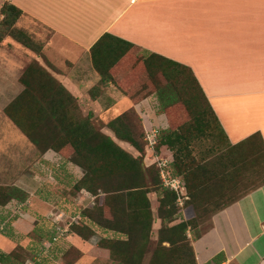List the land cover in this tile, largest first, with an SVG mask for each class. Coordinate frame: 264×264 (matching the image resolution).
Masks as SVG:
<instances>
[{"label": "crops", "instance_id": "1", "mask_svg": "<svg viewBox=\"0 0 264 264\" xmlns=\"http://www.w3.org/2000/svg\"><path fill=\"white\" fill-rule=\"evenodd\" d=\"M6 2L24 12L18 26L44 41V58L15 41L0 43V187L30 194L27 202H17L23 216L14 207L0 205V255L23 246L27 264L45 257L48 264H64L68 247L56 246L46 255L47 239L33 245L35 224L45 217L40 211L29 215L28 207L38 196L52 207L67 204L73 197L69 190L84 175L55 151L41 153L7 116L8 106L25 90L20 79L33 60L54 67L53 76L78 100V118L93 115L107 125L134 109L145 128L167 129L168 119L157 114L153 97L138 103L127 97L131 79L137 76L126 63L100 86L92 49L105 35L113 36L142 54L190 68L232 146L256 134L264 140V0H0V8ZM32 23L50 30L52 37L44 40ZM102 132L134 153L109 128ZM160 227L155 225V231ZM188 236L192 238L190 232ZM191 241L198 264H264V185L215 214L201 238ZM88 257L84 254L78 264H86Z\"/></svg>", "mask_w": 264, "mask_h": 264}, {"label": "trees", "instance_id": "2", "mask_svg": "<svg viewBox=\"0 0 264 264\" xmlns=\"http://www.w3.org/2000/svg\"><path fill=\"white\" fill-rule=\"evenodd\" d=\"M23 17L24 12L17 6L9 2L3 4L0 8V43L11 38L37 57H43L44 43H37L27 31L17 28ZM132 49L135 50L133 53ZM92 59L102 77L100 86L108 82L110 73L121 62L126 63L137 76L131 79L129 88L132 89H127V97L134 103L153 97L157 102V114L165 115L169 122L174 110L180 104L185 106L190 120L176 128L161 130L157 146L158 154L166 150L173 154L169 172L186 183L191 201L184 212L177 207L175 194L164 187L160 169L146 165V130L134 109L107 125L94 119L93 115L78 118V100L53 76L54 67L50 64L44 67L33 60L20 79L25 90L8 106L7 116L41 153L53 150L83 170V177L69 190L74 199L83 190L95 195L102 191L103 195L96 199L95 205L82 211V223L72 229V236L84 241H89L98 231L108 234L98 248L89 252L91 257L109 264H198L191 240H198L204 233L199 228L202 213H210L212 209L205 193L214 173L197 161L194 151L203 138L210 137L228 147L226 160L230 165L240 163L245 169L257 166L260 176L264 177L262 136L256 134L232 146L198 79L182 64L155 54H142L135 46L110 35H105L93 47ZM98 89L91 91L93 98ZM67 106L70 108L66 109ZM104 128L112 130L119 141L132 146L136 154L104 134ZM218 129L223 138L219 137ZM222 161L221 164H227L225 158ZM263 185L264 182L248 189L239 198L214 211L211 218ZM153 193L160 195L157 217L149 197ZM29 199L30 194L20 188L0 187L2 206L25 203ZM206 206L211 209H205ZM177 214L184 220L174 225ZM156 219L161 221V228L154 246ZM190 229L192 238L188 236ZM54 236V228L45 218L36 222L32 243L39 245L45 239L53 240ZM83 257L79 248L71 246L64 251L62 259L64 264H78ZM28 258L27 249L18 246L8 255H0V264H27ZM48 263V257H45L38 264ZM212 264H218V260Z\"/></svg>", "mask_w": 264, "mask_h": 264}, {"label": "rangeland", "instance_id": "3", "mask_svg": "<svg viewBox=\"0 0 264 264\" xmlns=\"http://www.w3.org/2000/svg\"><path fill=\"white\" fill-rule=\"evenodd\" d=\"M20 29V27H17ZM21 30L27 31V33L39 44H42L44 41L36 39L34 34H31L30 31L25 30L21 28ZM32 30L36 33L42 34V38L44 40H48L52 37V32L43 26L32 23ZM5 41H14L11 38H7ZM23 47L22 45H19ZM24 48V47H23ZM33 62V61H32ZM31 62V63H32ZM190 115L188 111L186 110L185 106L180 104L176 110L173 112V117L171 122L168 121L169 127L176 128L187 121L190 120ZM219 137H222V133L218 129ZM223 138V137H222ZM228 151V147L221 145L219 143H216L213 139L210 137H205L199 142L197 145L195 151H194V156L196 157L197 161L200 164H203L206 166L209 170H211L214 175L211 179V184L209 185L208 189L206 190V197L210 199L209 201L212 204V209L210 206H206L205 209L210 208L211 212L207 213H202L203 215V220L200 225L199 231L200 232H205L209 227H210V220H211V215L214 211L219 209L220 207L228 204L231 202V200L237 199L243 194L246 193V191L253 186H258L261 183L264 182V177L260 176V170L257 168V166H254L253 168L250 169H245L239 164L236 166L230 165L228 163V160H226V152ZM166 152V151H165ZM136 154L135 150L134 153ZM225 158V162L227 164H221L222 159ZM44 183V181H42ZM46 186V185H45ZM43 189L45 187L43 186ZM151 203H152V208L154 211L155 216L157 217L158 215V208H159V199L160 195L158 193H153L149 195ZM45 198L44 197H37L31 208L28 207V213L29 215L36 216L34 213H38L39 216L47 218L48 214L51 211H66L69 214L70 213H76L80 212L82 205L77 201V199L73 197H69L68 203H64L63 205H54V207L50 206L49 204L45 203ZM218 202V203H216ZM218 204V205H214ZM37 211H36V210ZM34 212V213H33ZM23 216V213L20 214ZM184 220V217H182L180 214L176 215V220L173 223L174 225L179 224ZM172 224V225H173ZM155 225H158L159 227L161 226V221L156 219L155 224H154V229H153V245L157 243L158 232L155 231ZM161 228V227H160ZM160 230V229H158ZM191 233V236L193 237V232H191V229L189 231ZM100 236V238H104L108 234L102 233L98 231L96 234ZM111 235H109L110 237ZM108 237V236H107ZM92 239V238H91ZM91 239L89 241H84L81 240L75 236L69 237L67 240L63 241L61 246L65 247H77L80 248L84 254H88L89 252L95 248H98L99 244L97 246H94L91 242ZM90 256V255H89ZM86 264H109L105 261L102 260H95L93 257H88Z\"/></svg>", "mask_w": 264, "mask_h": 264}, {"label": "built area", "instance_id": "4", "mask_svg": "<svg viewBox=\"0 0 264 264\" xmlns=\"http://www.w3.org/2000/svg\"><path fill=\"white\" fill-rule=\"evenodd\" d=\"M146 156L145 162L147 167L156 166L160 169V176L163 182V185L166 189L173 192L176 196L177 207L184 212L187 204L191 201L188 188L185 181L182 178H174L169 172V168L174 160L173 154L166 150L161 153H157L158 146V136L161 130H164L162 127L151 126L146 127ZM52 176V174H50ZM102 191H99L98 195L90 193L86 190H83L78 197L77 201L82 205L81 211L76 213H68L66 211H51L47 219L51 222L55 236L53 240L45 241L43 244L44 253L46 255L51 254L54 248L58 245H61L63 241L67 240L72 236V229L75 226H79L83 221L82 211L88 207L94 206L96 199L99 196H102ZM14 206H8L7 209H12L14 207L16 212L20 214L21 204L13 203ZM5 227V226H4ZM102 239L100 236L95 235L92 237L91 242L94 246H97Z\"/></svg>", "mask_w": 264, "mask_h": 264}]
</instances>
